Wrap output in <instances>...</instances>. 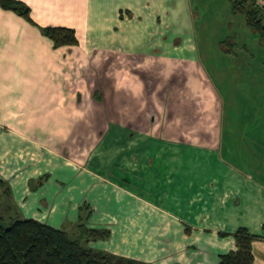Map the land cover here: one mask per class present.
<instances>
[{"label":"crops","instance_id":"0c3cea01","mask_svg":"<svg viewBox=\"0 0 264 264\" xmlns=\"http://www.w3.org/2000/svg\"><path fill=\"white\" fill-rule=\"evenodd\" d=\"M19 1L31 21L0 6L5 217L73 236L83 220L110 231L90 246L150 264H217L238 228L261 233L264 87L224 97L204 75L191 0ZM252 252L264 264L263 240Z\"/></svg>","mask_w":264,"mask_h":264},{"label":"trees","instance_id":"16d2710c","mask_svg":"<svg viewBox=\"0 0 264 264\" xmlns=\"http://www.w3.org/2000/svg\"><path fill=\"white\" fill-rule=\"evenodd\" d=\"M232 9L244 15L246 24L264 37V16L255 0H229ZM0 6L25 17L29 21L30 9L19 0H0ZM54 47L77 44L73 28L65 26L39 27ZM39 178L37 184L43 181ZM71 236L65 229L53 227L33 218H13L5 223L0 215V264H150L146 261L117 255L89 245L90 241L106 240V228H90L82 220ZM224 234V233H222ZM235 250L222 253L217 264H254L252 245L264 241V222L261 233L254 234L240 227L233 234Z\"/></svg>","mask_w":264,"mask_h":264},{"label":"rangeland","instance_id":"374dc122","mask_svg":"<svg viewBox=\"0 0 264 264\" xmlns=\"http://www.w3.org/2000/svg\"><path fill=\"white\" fill-rule=\"evenodd\" d=\"M191 5L197 59L204 75L216 80L224 97L225 91L236 90L234 80H238V87L247 81L243 79L246 75H258L255 81L264 87V70L239 72V78L234 79L230 69L232 65L264 67V37L246 24L244 15L233 10L229 0H191ZM0 215L6 224L10 222L1 210Z\"/></svg>","mask_w":264,"mask_h":264},{"label":"built area","instance_id":"2783aa9c","mask_svg":"<svg viewBox=\"0 0 264 264\" xmlns=\"http://www.w3.org/2000/svg\"><path fill=\"white\" fill-rule=\"evenodd\" d=\"M255 5L262 11L264 16V0H255Z\"/></svg>","mask_w":264,"mask_h":264}]
</instances>
